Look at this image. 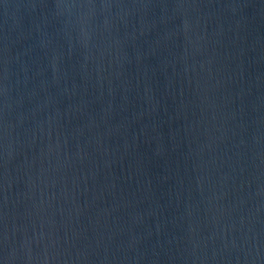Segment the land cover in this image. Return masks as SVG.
<instances>
[{
	"label": "water",
	"instance_id": "95a60500",
	"mask_svg": "<svg viewBox=\"0 0 264 264\" xmlns=\"http://www.w3.org/2000/svg\"><path fill=\"white\" fill-rule=\"evenodd\" d=\"M0 264H264V0H0Z\"/></svg>",
	"mask_w": 264,
	"mask_h": 264
}]
</instances>
